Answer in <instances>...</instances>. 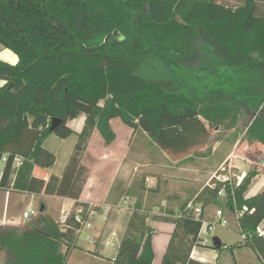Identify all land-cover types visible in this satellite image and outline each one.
<instances>
[{
    "label": "trees",
    "instance_id": "1",
    "mask_svg": "<svg viewBox=\"0 0 264 264\" xmlns=\"http://www.w3.org/2000/svg\"><path fill=\"white\" fill-rule=\"evenodd\" d=\"M0 45L18 57L15 65L0 60L2 191L74 201L87 221L97 208L78 203L89 176L83 153L95 131L106 146L114 143L115 119L164 151L196 149L210 128L237 130L245 144L264 149V0H0ZM81 115L84 127L62 176L36 177V168L57 160L46 139L69 138V123ZM54 118L62 125L52 133ZM258 176L264 170L253 166L234 191L226 187L224 201L221 185L205 187L194 201L200 218L186 211L188 203L181 215L152 217L175 226L162 264H203L191 254L204 209L221 203L242 212L241 233L252 235L243 246L264 263V188L248 197ZM72 210L61 223L40 202L25 225L1 226L3 264H68L81 235ZM142 211L132 212L112 264L154 263L156 230Z\"/></svg>",
    "mask_w": 264,
    "mask_h": 264
},
{
    "label": "rangeland",
    "instance_id": "2",
    "mask_svg": "<svg viewBox=\"0 0 264 264\" xmlns=\"http://www.w3.org/2000/svg\"><path fill=\"white\" fill-rule=\"evenodd\" d=\"M230 4L237 5L238 3L235 1ZM6 52L18 62L15 53L10 50H6ZM5 62L13 65L12 62ZM83 119L84 115L75 119L72 128H75L76 124ZM111 126L116 134V140L112 145L106 146L103 138L96 131L97 134L92 138V141L89 140L87 149L83 153V164L89 169V172L93 171L94 179L101 180L89 194L96 201H100L102 207L94 206L93 208H102L103 212H107L108 207L103 204L107 195V204H110L109 210L112 212L124 209H126L125 212H133L134 209L141 206L142 212L149 218V226L152 225V217L155 215L168 214L169 211L181 215V207L185 203L196 201L199 194L212 180L213 175L233 151L245 158H250L251 162L259 164L264 162V156L258 153V149L245 144L241 133L237 130L221 134L210 128L207 141L196 149L187 152H173L161 150L147 134L141 130L134 132L120 119L112 120ZM76 141L77 135L75 134H72L67 141L54 135L46 139L44 148L57 156V162L53 167L56 174H62ZM244 164L240 166L244 167ZM249 164H247V169L242 168L244 173L252 168L253 164ZM108 186L110 190L107 191ZM125 199H129L128 204L124 203ZM1 200L0 195V204ZM221 204L224 205V203ZM223 205L221 207L212 204L204 209L207 222L217 221L216 211L218 209H223L227 214L226 218L229 222L227 229L217 226L212 235L203 236L218 255H221L219 264H235L232 259V249H227L224 246H230L235 251L249 255V262L244 264H264L251 248L243 246L239 223L232 212L223 208ZM39 207L40 203H36L32 212H37ZM69 211L70 205L64 203L63 208L54 205L48 212L60 222L63 213ZM262 228H264V222L260 229ZM86 233L87 229L81 234L82 242L86 239ZM161 239H164V235L154 240L157 251L155 264H159L162 258ZM216 239L221 242L218 247L214 246ZM116 253L117 251H107L106 256L113 257ZM80 255L79 252H75L70 264H91Z\"/></svg>",
    "mask_w": 264,
    "mask_h": 264
},
{
    "label": "crops",
    "instance_id": "3",
    "mask_svg": "<svg viewBox=\"0 0 264 264\" xmlns=\"http://www.w3.org/2000/svg\"><path fill=\"white\" fill-rule=\"evenodd\" d=\"M1 59L2 61L4 60V61L12 62L13 65L17 64L16 62L17 60L12 58L10 55H8L6 50L0 45V60ZM4 84L5 82L0 80V87H2ZM74 121L76 120H73L69 123V127L73 131V134L77 135V141H78V135L81 133L84 127L85 116L82 121L76 124L75 128H72ZM96 134L97 132L95 131L92 138ZM69 138L62 139V140L67 141ZM92 138L90 139V141H92ZM75 145H74V149H75ZM251 148L258 149V151H260V153L262 154L264 153V149L259 144L252 145ZM73 153H74V150L70 152L69 157L67 158L68 159L67 164ZM255 157L258 158L259 155L258 157L257 156ZM243 163L240 165H243ZM67 164L63 168L62 174ZM82 164H83V160H82ZM53 167L49 169H45V170L36 168L34 171V175L45 181H48L51 176L61 177L62 174L61 175L56 174L53 171ZM240 168H241L242 174H244V172L242 171V168L247 169L248 165L245 163L244 167L240 166ZM3 169H4V166H1L0 180H1L2 173H3ZM99 182H101V180L99 181V179L97 178L94 179V173L93 171L92 172L90 171L87 183L84 187L83 193L78 202L79 204L90 205V206H95V207L97 206L102 207V203H99L100 201H96L95 199H93L89 194L95 189L96 186H98ZM253 183L254 184L252 188L248 192V197H254L263 190L264 177L258 176L257 178H255ZM108 190H110L109 186L107 188V191ZM0 195L2 197L1 204H0V227L1 226L15 227V226L25 225L27 222L30 221V219L26 220L24 218V213L28 211L29 209H32L34 206H36V203L39 204L40 202H41V205L42 204L45 205L47 214L51 216L55 221H58V219L50 215L48 212L50 211V208L53 207L54 205L61 206L63 208V204L67 203L70 205V210H72L73 208L74 210L77 209L74 206L75 205L74 201L63 199V198L48 197V196L37 197V196L20 193V192H16L12 190L10 191L0 190ZM107 200L108 199L106 195L103 204L108 207V211L103 212L102 208H97V210L93 212L91 218L89 219L91 222V227L90 229H87L86 239L84 242H82L81 238H79V241L77 244L78 249L72 252L69 258L68 264L71 263V260L75 252H79V254H81L80 256L84 258L86 261L90 262L91 264H112V262L116 258L117 253L113 257L106 256L107 255L106 253L107 251H118L119 245L122 242L126 234L127 227H128L129 221L132 216V212H125L126 209L112 212L109 210L110 204H107L108 203ZM20 209L22 212L20 211ZM151 226L152 228L156 230V234L153 237V248L155 252V260L153 264H155L156 259H157V251H156V244H155L156 241L154 240L156 238H161L164 235V239H161V245L163 249L161 251L162 258L159 263V264H162L163 257L165 256L167 252L175 226L170 223L155 222V221H153ZM260 232L263 234L264 228L260 229ZM215 241L216 242L214 243V246L218 247L221 244V242L218 239H216ZM110 244L112 246H110ZM224 247H226L227 249H232L231 251L232 259L235 264H239V263L244 264L247 261L249 262V255H244L243 253H241V251H237V250L235 251L230 246H224ZM236 252H237V255H236ZM191 258L203 264H219L221 255H218V253L213 249V247L210 244H208V241L203 238L199 240L198 244L193 249ZM106 260L110 262L108 263ZM0 262L1 264H3L1 259H0Z\"/></svg>",
    "mask_w": 264,
    "mask_h": 264
},
{
    "label": "built area",
    "instance_id": "4",
    "mask_svg": "<svg viewBox=\"0 0 264 264\" xmlns=\"http://www.w3.org/2000/svg\"><path fill=\"white\" fill-rule=\"evenodd\" d=\"M6 162H7V157L5 156L1 162L2 166H4L6 164ZM240 162H242V163L244 162L247 164L250 163V164H253V165H251L252 167L257 166L259 169L264 170V162L261 164H259L257 162H251L248 158H245L244 156L237 154L236 151H233L230 154V156L228 157V159L225 161V163L223 165H221L219 170L213 175L210 183L207 184V187L211 190H215L218 185L222 186V188L218 192V197L221 201H224L227 197L226 187L229 186L234 191V189L237 188V186H239V184L241 183L243 178L251 170V168H250L248 172L242 174L241 168L239 166L242 163H240ZM20 163H21V160L19 158H17L15 166L18 167L20 165ZM124 203L128 204L129 199H125ZM91 207H94V206H91ZM72 211L75 212V220L81 223L80 234H82L86 229H90L91 222L89 219L91 218L93 212L89 215L88 220L84 221L83 218L81 217L82 212L84 211L83 207H78L77 209H75V210L73 209ZM186 211L192 212L196 218H200V216L202 214V206L199 204H195L192 201L191 203L188 204ZM37 214H38V211L33 213L32 209H29L28 211H26L24 213V218L31 220L34 217H36ZM232 214L237 221H239L240 217L242 216V212L237 211V210L232 212ZM70 215H71V210L69 212H64L63 218L60 220V222L66 223L68 218L70 217ZM226 215L227 214L224 212L223 209H218L216 211L217 221L207 222V220H203L202 227H201L200 233H199V240L203 239V236L212 235L213 232L216 230L217 226H220L222 228L227 229L229 226V222L226 218ZM240 232H241V229H240ZM251 237H252V235H247V234L241 233V238H242L243 242H246L247 239H250ZM110 246H112V245L110 244Z\"/></svg>",
    "mask_w": 264,
    "mask_h": 264
},
{
    "label": "water",
    "instance_id": "5",
    "mask_svg": "<svg viewBox=\"0 0 264 264\" xmlns=\"http://www.w3.org/2000/svg\"><path fill=\"white\" fill-rule=\"evenodd\" d=\"M62 125V121L60 119L54 118L51 123L50 132H55L57 128H59ZM43 211V209H42ZM220 246V245H219Z\"/></svg>",
    "mask_w": 264,
    "mask_h": 264
}]
</instances>
